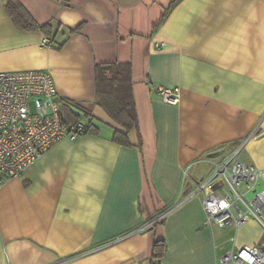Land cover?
<instances>
[{"label":"crops","instance_id":"0c3cea01","mask_svg":"<svg viewBox=\"0 0 264 264\" xmlns=\"http://www.w3.org/2000/svg\"><path fill=\"white\" fill-rule=\"evenodd\" d=\"M6 2L0 70L44 69L59 97L95 110V63L128 62L137 128L128 145L114 142V123L91 110L97 132L58 141L6 180L0 264H220L231 247L260 241L254 219L205 224L192 192L211 161L236 151L264 178V0H18L38 24H81L60 49L19 28ZM157 86L178 87L179 102ZM157 239L165 248L154 262Z\"/></svg>","mask_w":264,"mask_h":264},{"label":"built area","instance_id":"2783aa9c","mask_svg":"<svg viewBox=\"0 0 264 264\" xmlns=\"http://www.w3.org/2000/svg\"><path fill=\"white\" fill-rule=\"evenodd\" d=\"M45 42L49 44L47 37ZM156 91L166 102L176 104L180 100L178 87L157 86ZM62 101L46 70H0V186L21 175L53 144L62 139L76 140L87 131L88 120L67 119ZM257 132L255 126L249 136ZM236 153L211 161L210 172L196 182L192 194L201 195L205 224L237 228L254 219L262 227L259 242L231 247L220 255V264H264L262 170L238 160ZM162 217L155 216L112 241L146 230Z\"/></svg>","mask_w":264,"mask_h":264},{"label":"trees","instance_id":"16d2710c","mask_svg":"<svg viewBox=\"0 0 264 264\" xmlns=\"http://www.w3.org/2000/svg\"><path fill=\"white\" fill-rule=\"evenodd\" d=\"M68 3L70 0H63ZM174 4L171 3L170 7ZM5 10L13 22L21 29L40 30L49 40V45L60 49L68 36L78 32L81 24L75 28L62 26L59 22L50 20L38 24L23 8L18 0H7ZM57 35L62 36L57 39ZM95 103L104 109L109 119L114 123L111 139L120 144H129L128 134L137 128V112L132 91L131 65L128 62H104L94 65ZM62 109L69 120H77L78 111L88 117L87 131L97 132L98 128L91 124V110L82 102L63 99ZM78 110V111H75ZM86 131V132H87ZM162 220L154 223L160 224ZM153 226V225H152ZM163 239L153 241L151 257L159 261L164 252ZM153 264H157L156 262Z\"/></svg>","mask_w":264,"mask_h":264},{"label":"rangeland","instance_id":"374dc122","mask_svg":"<svg viewBox=\"0 0 264 264\" xmlns=\"http://www.w3.org/2000/svg\"><path fill=\"white\" fill-rule=\"evenodd\" d=\"M88 108L90 109V110H94V108H93V106H89L88 105ZM75 111H78V110H75ZM94 112H95V115H96V117L94 118V120L96 121V122H98L99 123V118H103L104 116H107V115H105L106 113H105V111H104V109L103 108H101V107H96L95 108V110H94ZM78 113V115H79V117L82 119V120H88V117L86 116V115H84L81 111H78L77 112ZM102 114H104V116H102ZM92 119V118H91ZM243 153V151L241 152V154ZM251 196V195H250Z\"/></svg>","mask_w":264,"mask_h":264}]
</instances>
